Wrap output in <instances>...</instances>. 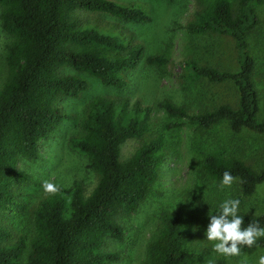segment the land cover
Returning a JSON list of instances; mask_svg holds the SVG:
<instances>
[{"label": "trees", "instance_id": "1", "mask_svg": "<svg viewBox=\"0 0 264 264\" xmlns=\"http://www.w3.org/2000/svg\"><path fill=\"white\" fill-rule=\"evenodd\" d=\"M261 2L205 0L184 25L192 34L215 32L233 38L235 69L198 65L191 58L182 67L188 80L230 81L237 96L234 106L221 103L188 113L183 106L162 99L156 105L171 120L143 138L151 125L150 105L125 94L90 97L79 131L68 138V145L86 157V167L96 174L94 186L85 193L78 179L56 185L59 190L46 193L31 210V235H16L12 240L2 212L14 204L17 184L26 179L17 161L35 158L37 141L68 118L56 102L77 97L86 88L79 73L122 88L125 73L139 60L160 66L167 58L162 54L143 57V44L127 28V23L149 20L140 6L112 0H0V30L7 38L0 54V264H18L21 255L25 264H107L117 259L118 252L100 247L105 238L121 239L117 216L134 210L157 177L164 156L162 131L179 125V118L204 129L224 120L232 132L242 128L264 132L252 80L254 57L247 43L249 30L258 21L255 8ZM91 13L107 15L112 23H102ZM130 138L141 139L122 157V144ZM201 166L213 180H221L225 171L236 177L238 200L264 181V168L255 169L239 156L226 155L222 147L206 150ZM238 214L245 226L258 222L264 227V212L239 210ZM158 221L156 233L145 245L143 263L194 264L201 253L190 245L196 214L162 211ZM259 247H264V238L241 252ZM211 264H225V259L216 256Z\"/></svg>", "mask_w": 264, "mask_h": 264}, {"label": "rangeland", "instance_id": "2", "mask_svg": "<svg viewBox=\"0 0 264 264\" xmlns=\"http://www.w3.org/2000/svg\"><path fill=\"white\" fill-rule=\"evenodd\" d=\"M112 1L140 6L147 12L148 21L127 23L126 26L143 44V57L162 54L167 62L154 66L139 60L125 73L126 83L122 88L103 85L95 77L79 73L87 82L86 88L77 97L60 98L56 102L67 112L68 118L54 132L37 141L35 158L17 161L16 166L26 174V179L17 184L14 204H9L2 212L12 240L16 235L25 238L31 235V210L46 194L42 187L44 181L66 186L72 179H78L85 193L94 186L96 174L86 167V157L68 145V138L79 131L84 106L90 97L125 94L150 105L151 125L143 138L154 135L162 124L171 120L156 105L162 99L183 106L188 113L202 112L221 103L236 104V91L230 81L209 82L202 77L188 80L187 71L182 67L183 61L191 58L198 65H210L221 70L236 68L235 44L231 36L215 32L192 34L184 27L205 0ZM255 10L258 21L249 30L247 43L254 57L252 80L258 95L257 117L264 120V0ZM89 16L99 18L102 23H112V19L104 14L91 13ZM6 42L5 33L0 30V54ZM177 121L179 125L162 131L164 156L157 177L149 184L134 210L117 216L122 229L121 239L105 238L100 247L118 252L117 259L107 264H144L145 245L157 231L160 212L174 210L196 214L190 245L201 253L194 264H211L212 258L222 256L205 239L209 215L215 214L224 200L235 199L239 189L236 181L231 187L221 188L222 179L207 177L201 166L202 155L206 150L222 147L224 154L239 156L255 169L264 168V132L247 128L232 132L224 120L206 129L190 124L184 118ZM140 139H127L122 144L121 156L129 155ZM239 201V210L253 214L264 212V181L257 184L252 194L240 197ZM260 255H264V247L251 253L241 252L238 257H223L225 264H241L245 257L248 264H255ZM18 264H25L24 255L20 256Z\"/></svg>", "mask_w": 264, "mask_h": 264}, {"label": "clouds", "instance_id": "3", "mask_svg": "<svg viewBox=\"0 0 264 264\" xmlns=\"http://www.w3.org/2000/svg\"><path fill=\"white\" fill-rule=\"evenodd\" d=\"M236 179L230 172L225 171L220 187H231ZM42 187L48 194H55L59 190L48 181H44ZM239 206L238 199H226L219 204L215 214L209 215L205 239L211 243L215 252L226 258L240 256L243 247L251 248L259 239L264 238V227H260L258 222L244 225L243 217L238 214ZM241 264H248L246 257ZM255 264H264V255L258 256Z\"/></svg>", "mask_w": 264, "mask_h": 264}]
</instances>
